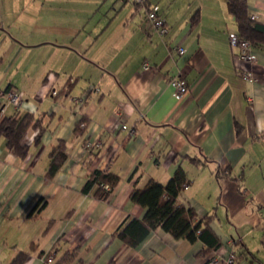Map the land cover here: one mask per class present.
Listing matches in <instances>:
<instances>
[{"label": "crops", "instance_id": "0c3cea01", "mask_svg": "<svg viewBox=\"0 0 264 264\" xmlns=\"http://www.w3.org/2000/svg\"><path fill=\"white\" fill-rule=\"evenodd\" d=\"M122 1L131 6L111 17L38 12L27 24L41 22L34 36L8 25L21 44L7 34L0 0V92L9 86L22 100L19 108L0 102V118L29 112L45 126L38 143L37 129L26 132L22 161L0 137V264L21 251H29L24 264H45L39 253L53 250L54 260L74 252V264H210L229 247L247 250L235 264H264V51L255 50V64L237 59L226 0ZM153 9L165 20L164 35L146 18ZM247 12L264 23V0H247ZM7 47L21 58L8 77ZM174 77L187 83L179 100L169 86ZM61 140L67 159L47 180L48 152ZM87 140L100 147L88 153ZM201 154L211 162L184 159ZM179 166L190 183L178 202L198 218L216 213L210 228L221 246L201 255V240L175 239L160 227L137 248L112 238L128 217L144 216L132 192L151 179L166 183ZM95 169L119 178L105 201L82 192ZM218 169L229 176L217 178Z\"/></svg>", "mask_w": 264, "mask_h": 264}, {"label": "trees", "instance_id": "16d2710c", "mask_svg": "<svg viewBox=\"0 0 264 264\" xmlns=\"http://www.w3.org/2000/svg\"><path fill=\"white\" fill-rule=\"evenodd\" d=\"M226 3L228 11L237 25V34L249 40L255 50L264 51V23L249 17L247 0H226ZM197 23L198 14H195L192 17V25L195 26ZM8 90H10L9 86L3 91ZM81 122H85V120L82 119ZM43 123L44 117L42 115H34L29 112H17L11 116L1 117L0 137L5 141L6 150L16 155L21 161L24 160L29 151V147L23 143L26 132L30 128L37 129L35 143H38L42 132L45 130ZM81 130L83 129L79 123L75 131ZM238 130L237 132H239ZM66 150V142L62 140L49 150V165L44 175L47 180H52L66 161ZM93 152L90 150L88 153ZM185 158L196 166L211 162L202 154L200 157L186 156ZM229 174V169H218L216 177L229 176ZM118 180V176L113 172L95 169L90 173L82 192L91 194L97 200L105 201L109 198ZM189 183L190 179L186 171L179 166L166 183L163 184L151 179L143 189L133 191L130 196L131 201L145 209L144 216L141 219L128 217L113 231L112 238L120 240L130 248H137L156 228L160 227L175 239H185L190 243H194L198 239L201 240L206 245L201 251V255H207L210 251L219 248L221 242L210 228V224L216 219V213L212 212L198 218L192 207L178 202L179 195ZM234 251L236 260L245 257L244 255L247 253V250L242 251L240 248L234 249ZM54 255V250L47 254L39 253L45 264H49L50 258L54 260ZM28 256L29 251H21L9 264H24ZM75 257L74 252H64L51 264H74Z\"/></svg>", "mask_w": 264, "mask_h": 264}, {"label": "rangeland", "instance_id": "374dc122", "mask_svg": "<svg viewBox=\"0 0 264 264\" xmlns=\"http://www.w3.org/2000/svg\"><path fill=\"white\" fill-rule=\"evenodd\" d=\"M7 4V34L10 38H13L14 41L21 43L17 40L18 32H16L13 28L11 31L8 29V25L12 24V27L15 29H24L28 32L29 35L34 36L36 34V29L41 28V22L39 20H31L32 28L28 27V21L30 19L37 18L36 13L46 11H61V12H71L69 18L72 17L73 13H84L91 11V14L97 17H111L116 12H120L122 6L128 7L131 6L130 3H123L122 0H115V2H111V0H6ZM113 4V5H112ZM42 6H44L43 9ZM114 6V7H113ZM3 7V6H2ZM126 10V9H124ZM123 10V11H124ZM143 13V12H142ZM102 14V15H100ZM107 21V20H103ZM25 24V25H22ZM21 25V26H20ZM61 27L63 25L67 26V24L63 22H59ZM24 26V27H22ZM9 30V31H8ZM9 42L7 41V45ZM22 44V43H21ZM7 77L9 75L10 70L14 66L13 63L18 64L16 61H19L21 58L18 57L19 53L14 51H10L7 47ZM263 171H264V163H263ZM258 170V169H257ZM264 256L261 255L260 259H263Z\"/></svg>", "mask_w": 264, "mask_h": 264}, {"label": "built area", "instance_id": "2783aa9c", "mask_svg": "<svg viewBox=\"0 0 264 264\" xmlns=\"http://www.w3.org/2000/svg\"><path fill=\"white\" fill-rule=\"evenodd\" d=\"M146 18L150 22V24L153 26V28L157 30L159 35H164L168 32V28L165 23V20L161 18L154 9L147 12ZM251 19H255V16H252ZM228 40H229L230 46L236 49L237 59L243 62L249 63V64L250 63L255 64L257 62V55L255 52V49L253 48L249 40L240 37L237 33L229 34ZM178 52L180 54H183L185 53V50L183 48H179ZM143 67L144 69L149 68V66L146 63L143 65ZM242 76L247 81L256 80V76L251 72H244ZM169 86L173 91L174 98L177 100L181 99V97L187 92V83L185 79L181 77H174L170 79ZM0 102L13 104L17 108H19L22 104V100L19 94L12 90L1 91L0 92ZM121 128L123 130H126L127 126L122 125ZM129 135L132 136L133 132L129 131ZM83 146H84V149L87 150L88 152L90 150H94L100 147L98 141H91V140H87ZM186 188L187 186L185 187V189ZM221 252H224V249H221L214 253L211 260L209 261L210 264H216L219 261H221L220 262L221 264H235L236 255H235V251L233 250V248L229 247L228 250L226 251V255L222 257V259H221V256H222ZM51 261L52 259L50 258L48 262L50 263Z\"/></svg>", "mask_w": 264, "mask_h": 264}]
</instances>
